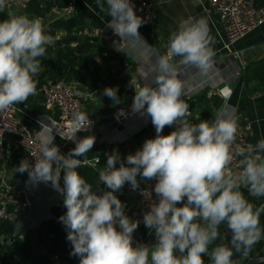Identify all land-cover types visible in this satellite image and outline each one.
I'll return each instance as SVG.
<instances>
[{
  "label": "clouds",
  "instance_id": "9594fccd",
  "mask_svg": "<svg viewBox=\"0 0 264 264\" xmlns=\"http://www.w3.org/2000/svg\"><path fill=\"white\" fill-rule=\"evenodd\" d=\"M8 2L0 0V13ZM96 5L109 17L107 27L128 42L127 48L118 50L133 59L143 49L153 53L150 71L155 87L134 77L131 85L135 89L132 110L151 118L156 136L127 156V166L118 150H113L106 166L98 169L99 180L110 191L98 194L77 170L85 165L95 168L100 160L87 158L95 137L77 138V132L86 131L91 122L88 114L75 110L61 136L74 141L75 148L61 154L50 129L41 136L38 153L31 152L35 165L22 160L13 172H27L32 183H50L64 196L67 211L59 220L72 244L70 254L80 256V264H205V255L211 264H241L264 238L260 222L264 204L255 206L241 191L245 188L252 197H264V139L246 146L236 143L239 117L235 108L231 112L221 108L211 121L190 122L189 106L182 99L186 82L180 77L185 70L207 77L214 67L216 41L208 18L182 20L160 54L141 37L138 30L144 20L130 0H96ZM48 31L42 17L30 18L26 13L9 12L0 21V111L37 94L34 77L41 70L39 58L45 56L46 46L56 43ZM117 91L105 88L104 95L119 103ZM166 126L175 130L162 135ZM138 175L157 181L156 199L143 215L145 227L157 238L151 246L134 245L139 221L125 214V205L114 194L125 183L137 189ZM222 224L231 233L229 244H215ZM235 254L240 259H233Z\"/></svg>",
  "mask_w": 264,
  "mask_h": 264
},
{
  "label": "crops",
  "instance_id": "0c3cea01",
  "mask_svg": "<svg viewBox=\"0 0 264 264\" xmlns=\"http://www.w3.org/2000/svg\"><path fill=\"white\" fill-rule=\"evenodd\" d=\"M156 16V22L152 26H141L139 33L147 44L155 48L160 54L166 51L168 37L171 32L177 30L178 25L188 17H206L209 21L210 34L215 38L213 48L215 50L214 67L207 77H201L194 70H185L181 74V79L186 82L184 96H191L184 99L192 108L190 101L196 102L193 109L194 115L189 118L192 123H199L200 120L211 121L215 113L221 108H227L229 112L233 108L239 117V127L250 122L252 130L250 139L256 143L264 139V86L254 79H251L248 69L255 63L264 59V51L258 57L248 63L240 52L246 48L264 45V23L249 33L246 37L234 44H228L225 27L219 16L210 10L208 0H149ZM264 1V0H260ZM42 12L37 14L32 8L25 10H13L12 13H26L30 18L42 17L48 28V33L58 35V42L68 40L69 47L79 49L85 46L86 38L92 43L97 40L98 47L89 50H81L76 54L84 59L75 66H69L55 54L54 46H46L47 51L41 60L50 63L48 68L41 64L39 75L34 79L38 81L41 73L46 74L52 66H62L66 74L69 75L67 81L82 92V101L85 113L88 117H97L99 126L93 132H79L77 138L94 136L96 139L106 140L104 144L93 146L87 154V158L102 156L118 150L117 138L125 134V144L127 147L137 151L142 149L147 139L155 138L156 130L151 122V118L132 110L135 89L131 85L134 77L141 84L153 83V73L150 68L153 64V53L147 49L141 50L138 59L128 57L125 49L128 46L126 40H122L114 31L107 27L109 17L106 13H101L96 5V0H76L75 10L70 15L64 14L56 5L48 6L42 3ZM31 9V10H30ZM97 30V34H92ZM87 47V46H85ZM84 47V48H85ZM53 48V49H52ZM252 53L247 57H251ZM52 80V79H49ZM39 85V84H38ZM35 96H30L27 101L18 104L21 109L18 118L22 125L32 134L47 135L49 129L42 126L41 122L47 119H59L60 113L47 108L42 96L38 92ZM228 86L232 90L229 98H223L218 89ZM116 88L119 103H116L104 95L105 88ZM191 102V103H192ZM146 107V106H145ZM122 110L124 120L119 125L111 123V115ZM125 110L133 112L132 117H125ZM108 122V123H107ZM114 126V127H113ZM175 130V126H166L162 135H168ZM117 141V142H116ZM6 149L11 162L10 167L17 168L23 160L18 137L8 135L5 138ZM55 145L63 155H67L75 148V142H65L60 138L55 140ZM83 159V157H79ZM26 173V172H25ZM63 171H61L60 185L63 186ZM143 178L138 181L142 182ZM126 187V186H125ZM125 187L121 189L122 203L126 205L131 198L126 201ZM246 198H249L247 189L241 188ZM247 192V193H245ZM251 197L255 206L264 204V197ZM133 198V197H132ZM178 206H183L178 204ZM133 237H137L140 243L151 246L156 243L157 238L154 231L142 225L138 227ZM264 240V238H262ZM204 259V258H203ZM264 260V257L261 258Z\"/></svg>",
  "mask_w": 264,
  "mask_h": 264
},
{
  "label": "built area",
  "instance_id": "2783aa9c",
  "mask_svg": "<svg viewBox=\"0 0 264 264\" xmlns=\"http://www.w3.org/2000/svg\"><path fill=\"white\" fill-rule=\"evenodd\" d=\"M30 2L31 0H9L8 6L3 13L8 14L9 12L12 13L13 10H25L28 8ZM130 3L134 5L136 14L144 20L142 26L148 27L155 24L156 16L149 0H130ZM208 3L210 10L217 14L224 24L228 44L236 43L264 23V6H258L256 0H208ZM75 5L76 0H70L62 7L61 11L66 15H70L74 12ZM91 33L97 34L98 31L93 30ZM50 35H52L55 40L60 39L58 35ZM38 92L42 96L44 105L53 111L59 112L61 116L59 119L50 118L47 119V122H41L43 127L49 130L52 129L55 144V140L57 138L62 139L61 136L66 133L67 127L71 121L72 112L79 110L85 113L82 92L65 79L48 80L39 87ZM218 93L223 98H229L232 95V90L228 86H224L218 89ZM185 97L186 96L182 95L183 100ZM187 97L190 98L191 96ZM188 106L191 118L194 112L189 104ZM19 111H21V109L17 105L12 106L9 110L0 111V218L8 220H15L18 216L24 214L30 205V200L24 193L13 192L15 184L10 180L9 171L11 162L6 149L5 138L8 135H16L18 137L22 158L23 160H27L32 166L35 165L36 157L33 156L31 152L38 153V144L41 139L38 135L30 133L22 125L18 118ZM132 116L133 112L131 110H125V117ZM88 118L91 122L90 126L86 131L81 130L79 132H93L99 126V119L97 117ZM110 120V124H121L124 120L122 110L113 113ZM190 122L192 123V121ZM251 130L252 125L250 122L240 126L238 128L236 143L241 146H246L249 143L255 144L250 139ZM62 140L65 142L71 141L68 139ZM105 141L104 139L95 138L94 146L102 145ZM117 141L118 144H125V134L118 137ZM98 157L100 163L96 165L95 168L101 164H103V168L107 163H104L102 156ZM92 158L93 157H90L89 159ZM238 159L239 157L236 158L237 161ZM26 174L28 176L27 172ZM156 182L155 179H143L142 182H139V187L135 189L137 191L136 196L131 198L125 205V214L131 220L139 221L138 227L144 225L143 215L146 211L150 210V204L156 199L154 194ZM48 184L51 185L50 183ZM60 186L63 187L62 185ZM125 190L129 192L133 189L128 183ZM114 194L122 202L121 191ZM6 245L7 237L0 236V250L5 249Z\"/></svg>",
  "mask_w": 264,
  "mask_h": 264
},
{
  "label": "trees",
  "instance_id": "16d2710c",
  "mask_svg": "<svg viewBox=\"0 0 264 264\" xmlns=\"http://www.w3.org/2000/svg\"><path fill=\"white\" fill-rule=\"evenodd\" d=\"M69 1L70 0H31L28 8H32L35 13L39 14L42 12L43 2H45L48 6H52L54 4L58 7H63ZM256 4L258 6H264V1L256 0ZM7 18V13H0V21ZM93 42L94 43H92L89 38H86L84 44H87L85 45L87 47L81 45L79 49H76L68 46L70 44L68 40L61 42L56 41L53 48H56L55 55L58 58L63 60L69 66H75L84 60H80V58L77 56L76 53L78 51L81 53V50L86 51L92 47L99 46L97 45L96 39H94ZM41 64L44 65L45 68L50 66V63L47 60H42ZM248 72H250V75H252L251 79L259 81L262 86H264V59L253 64L248 69ZM68 78L69 75L66 74L65 69L62 66H52L49 68L46 74L41 73L38 78V87L47 82L49 79L67 80ZM191 102L192 100L190 101V104L192 108H194L197 103L195 101L192 103ZM118 152L121 162L126 164L127 156L129 154H135L136 151L127 147L126 144H119ZM109 154L103 157L104 163H107V157ZM119 163L120 162H117L116 167H119ZM102 165L103 164L97 168L85 165L77 169L80 175L92 185V190L98 194L102 193L103 191H110V189H107L106 185L99 180L98 169H101ZM13 169V167H10L9 171L10 180L13 182L14 177H27L26 173L13 172ZM140 178L141 177L138 175L137 180ZM127 184L128 183H125L124 187ZM247 199L251 203L253 202L250 196ZM66 211L67 209L64 207L63 203L53 209V213L56 218L46 221L42 224L38 242H36L34 239V232L31 231L24 237L17 239L12 245H6L5 249L0 250V264H80L81 257L70 254L72 252V244L67 240V229L59 220V217L64 215ZM260 222L261 226L264 227V214L261 215ZM220 234L221 238L218 239L215 244H229L231 233L228 231L226 225L222 224L220 226ZM133 243L134 245L136 243H140L139 239L137 237H133ZM211 247L212 246H210L209 250H211ZM262 257H264L263 239H261V241L254 246L248 258L241 260V264H264V260L261 259ZM203 258L205 260V264H211L208 256L205 255ZM233 259H240L239 254H235Z\"/></svg>",
  "mask_w": 264,
  "mask_h": 264
},
{
  "label": "water",
  "instance_id": "95a60500",
  "mask_svg": "<svg viewBox=\"0 0 264 264\" xmlns=\"http://www.w3.org/2000/svg\"><path fill=\"white\" fill-rule=\"evenodd\" d=\"M264 51V45L246 48L240 52L246 62L254 61ZM252 53L251 57H247ZM14 193H24L30 200L27 211L15 220L0 218V236L7 237V246L12 245L17 239L24 237L29 232H34V239L38 242L41 226L44 222L55 219L53 209L63 203L64 196L51 185L44 182L32 183L29 176L26 178L14 177ZM136 190H130L125 200L136 196Z\"/></svg>",
  "mask_w": 264,
  "mask_h": 264
},
{
  "label": "rangeland",
  "instance_id": "374dc122",
  "mask_svg": "<svg viewBox=\"0 0 264 264\" xmlns=\"http://www.w3.org/2000/svg\"><path fill=\"white\" fill-rule=\"evenodd\" d=\"M154 243H152V245H153ZM4 247V246H3ZM6 248V247H5ZM1 249H3V248H1Z\"/></svg>",
  "mask_w": 264,
  "mask_h": 264
}]
</instances>
